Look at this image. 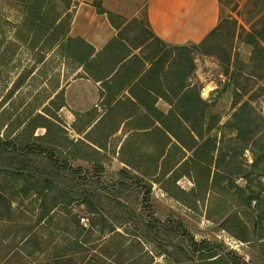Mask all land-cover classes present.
Returning a JSON list of instances; mask_svg holds the SVG:
<instances>
[{
	"label": "rangeland",
	"instance_id": "374dc122",
	"mask_svg": "<svg viewBox=\"0 0 264 264\" xmlns=\"http://www.w3.org/2000/svg\"><path fill=\"white\" fill-rule=\"evenodd\" d=\"M31 1L0 0V138L6 147L22 144L15 139L23 135L34 92H40L38 107L67 81L83 75L79 56L67 46L47 50L38 62L39 57L15 38L21 35L16 29ZM68 5L67 0L52 4L64 18ZM220 5L215 30L198 45L170 50L165 69L182 140L191 143L186 131L198 127L199 116H204L203 130L211 118L215 120L213 129L198 141L200 145L211 139L197 157L207 163L209 185L200 180L195 196L187 195L182 202L174 199L164 191L171 188L166 178L157 174L145 178L139 173L154 174L155 159L162 151L168 152L166 167L182 156L173 146L168 150V140L153 130L157 126L138 130L139 124L147 128L150 123L141 118L123 121L117 113L90 129L85 127L88 118L76 120L77 112L65 106L58 112L63 131L54 133V144H41L48 148L46 158L10 154L0 146V264H134L128 261V252L136 251V244L127 232L144 213L160 221H178L195 240L222 244L249 264H264V33L257 36L256 50L244 42L246 34L262 31L257 21L264 0H220ZM51 17L52 12H47L46 18ZM117 23L134 54L146 57L154 50L169 51L152 34L143 15ZM64 28L65 23L60 26ZM40 74L44 80L37 78L33 84L31 77ZM94 97L90 89L78 107L90 109ZM99 103L95 107L101 115L106 108ZM158 108L167 106L159 101ZM21 117L13 129L15 118ZM43 135V128L34 132ZM184 156L190 158L192 152L184 150ZM18 172L23 180L16 177ZM176 186L187 194L194 188L187 177ZM65 196L73 200L68 206L63 204ZM87 203L97 204L102 213L96 214ZM127 209V215H137L130 226L116 219ZM230 217L244 223L246 241L238 239L241 231L236 222L226 223ZM104 220L109 227L101 232ZM153 264L165 262L156 257Z\"/></svg>",
	"mask_w": 264,
	"mask_h": 264
},
{
	"label": "trees",
	"instance_id": "16d2710c",
	"mask_svg": "<svg viewBox=\"0 0 264 264\" xmlns=\"http://www.w3.org/2000/svg\"><path fill=\"white\" fill-rule=\"evenodd\" d=\"M60 1L64 2L65 0ZM54 2L55 0H32L26 9L25 17L19 29H16L21 35H15V38L18 42L25 45L27 50L33 53L34 56L39 57L38 62L43 59V55L47 50L52 52L55 48L54 51H58L64 46L72 50L75 56H79V63L80 66H82L83 75H77L76 78H86L95 83H99L101 91V102L99 106L106 109L101 115H99L97 107L86 113H77L74 115L76 116V120L79 117L88 118L85 127L94 129L95 127H100L102 122L104 120L106 121V118L110 119L118 113V116L123 120L131 119L132 121L133 119L141 118V120L150 123L148 124L150 126L147 128H142L143 125L139 124L138 127L141 128H136L138 130H149L151 127H156L157 123L158 126L153 130L159 132L168 140V150L173 146V148L182 153L180 160L172 167H166L165 160L168 158V152H160L155 159L154 174H148L147 172L141 173L134 167H131L132 164L127 160H122V162L139 172L142 177L148 178L157 174L163 179L166 178V184H170L171 188H165V193L181 202L184 201L183 197L187 195H196L200 180H202L203 185L207 187L209 185V174L205 166L207 163L197 157L211 143V139H206L200 145L198 141H202L204 134H208L213 129L215 120L211 118V121L203 130L204 116L201 115L199 116L200 122L198 127L186 131V137L191 140V143L188 144L180 137L178 133L180 125L176 108H174V103L171 100L168 88L165 84V69L167 67V62L172 56L170 50L174 49V47L164 44L157 38L163 46L169 47V51H163L162 49L154 50L146 57H140L136 54L132 55L129 46L126 45L121 38V26L117 23V21L126 23L129 21L124 20L122 17L112 12L104 10L99 3L93 2L92 6L95 8L96 12L105 15L110 25L118 31L117 35L112 38L101 51L95 52L94 48L86 42L77 38L67 37L71 15L66 14L68 16L64 18L63 14L56 13V6H52ZM67 2L71 4V0H67ZM67 7H69V5ZM50 11L52 12V17L47 19L46 14ZM261 14L262 18L257 21V25L261 26L262 31L260 30L261 32L257 35L248 33L244 40V42L252 46L254 50H256L259 45L257 36H261V33H264V8ZM64 23L65 28L60 29V26ZM55 33L58 34L57 37H55ZM20 77L17 79L18 82ZM37 78L44 80V75L40 74L37 77L32 76L31 80L33 84L37 81ZM39 93L40 92L37 91L32 94L28 112H25L26 115L24 119L27 121L23 128V135L25 134V136H17L15 139V141L22 143V147L21 145H15V143H11L10 147H6L0 138V146L4 147L6 152L22 156L24 154H36L46 158L49 156L48 148H46L45 145L41 146V144H54V142H52L54 133L63 131V128L60 127L61 122L58 116L60 109L65 106L62 90L57 89L52 96L45 97L42 103L37 107ZM159 98L170 106V110L167 114H163L155 108V103ZM58 99H60V102L55 104ZM39 108H41L40 112H38ZM22 118L23 117L15 118L14 123L16 125L13 129L18 127ZM38 128H43L45 130V135L40 137L34 136V132ZM144 134L150 136L151 131H146ZM90 142L99 148L101 147L100 144L96 142ZM131 149L133 152V147H131ZM184 150L192 152V157L185 158ZM76 159L84 160L85 158L77 157ZM159 161H162L160 165ZM22 162L23 161H21V163ZM59 166H63V164ZM187 167H189L188 170H186ZM69 169L71 170V168ZM16 177L23 180V174L20 172H18ZM182 177L190 178L193 181L194 188L190 190L188 194L176 186V182ZM27 180L28 179H26V182ZM117 187L124 188L125 186L119 184ZM72 201L70 196H65L63 204L68 206ZM142 201L147 203L148 198L143 197ZM87 205L93 209L96 214L102 213L96 207L98 206L97 204L87 203ZM127 212H130L129 209H127L126 213H122L124 216H117L116 219L129 225L130 221L137 217V215L134 212H132V214L128 213L130 215H127ZM138 219L136 225L129 228L131 233L127 232V235L131 236L134 244H136V251L128 252V261H133L134 264H153L156 257L163 258L165 264H249L237 256L235 252L227 249L225 250L222 244L210 243L208 240H195L193 235L178 221L172 219L160 221L154 218L153 215L150 216L149 213L139 214ZM104 222L105 224L100 228L101 232H104L105 229L109 227L107 220H104ZM233 222H236L238 231H241L238 239L246 241L243 233L244 223L235 217H230L226 220L227 224ZM138 230L140 233H137ZM138 235H141L142 239ZM174 240L176 242H174ZM148 246L151 247V249ZM147 259H149V261H146Z\"/></svg>",
	"mask_w": 264,
	"mask_h": 264
},
{
	"label": "crops",
	"instance_id": "0c3cea01",
	"mask_svg": "<svg viewBox=\"0 0 264 264\" xmlns=\"http://www.w3.org/2000/svg\"><path fill=\"white\" fill-rule=\"evenodd\" d=\"M93 2L99 3L104 10L126 21L138 19L143 15L152 34L174 48L198 45L217 27L221 17L220 0H72L65 10V13L71 15L67 37L86 42L95 52L101 51L118 31L110 25L105 15L96 12L92 6ZM90 89L94 90L95 94L92 107L80 109L78 104L87 97ZM61 90L65 106L77 113H86L93 109L97 102H101L99 83L86 78H73L67 81ZM159 101L166 104V110L158 108ZM155 108L163 114L170 110V106L160 98L156 101ZM156 125L158 126L157 123Z\"/></svg>",
	"mask_w": 264,
	"mask_h": 264
}]
</instances>
